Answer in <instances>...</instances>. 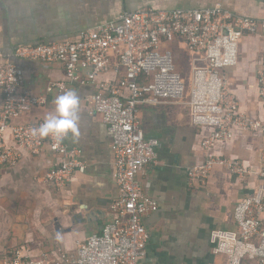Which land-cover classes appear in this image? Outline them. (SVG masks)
<instances>
[{
    "label": "crops",
    "instance_id": "0c3cea01",
    "mask_svg": "<svg viewBox=\"0 0 264 264\" xmlns=\"http://www.w3.org/2000/svg\"><path fill=\"white\" fill-rule=\"evenodd\" d=\"M215 6L264 21V0H0L2 61L18 64L23 69L24 89L46 99L45 105L31 108L14 121L43 122L54 112L55 97L63 93L50 92L49 86L66 84V91L73 90L79 97L78 135L69 134L67 142L80 151L85 165L83 172L77 171L61 188L45 182L47 173L61 164L60 157L47 146L40 156L25 155L16 166L0 169V264L21 247L30 255L47 254L51 259H59L62 251L76 255L79 242L101 232L113 219L111 204L120 194L114 180L111 136L100 117L91 114L90 99L97 93L106 95L121 75L111 70L81 85L70 81L63 66L17 59L15 49L77 40L80 32L115 21L123 11ZM176 53L185 55L190 63L184 43L177 45ZM263 54L264 34L246 33L239 45L238 64L222 71L241 111L256 120H264L258 84ZM78 73L84 76L86 71ZM3 101L0 91V106ZM187 102L140 106L146 137L160 143L157 165L138 176L142 191L159 204L144 219L150 240L141 264H228L225 256L212 252L214 238L219 234L237 237L234 207L264 191L259 176L264 136L242 130L235 131L234 138L219 145L216 152L240 160L251 174L240 179L216 166L205 185L189 184L188 170L203 163L206 156L202 132L191 123ZM6 137L12 144L10 133ZM262 221L264 226V217Z\"/></svg>",
    "mask_w": 264,
    "mask_h": 264
},
{
    "label": "built area",
    "instance_id": "2783aa9c",
    "mask_svg": "<svg viewBox=\"0 0 264 264\" xmlns=\"http://www.w3.org/2000/svg\"><path fill=\"white\" fill-rule=\"evenodd\" d=\"M264 34V21L243 16L221 6L205 9L156 10L140 8L123 11L115 21L79 33L77 40L41 45H20L15 49L24 61L61 65L72 82L87 84L100 74L121 75L107 94L90 99V112L100 117L111 136L110 152L114 180L120 194L112 202L113 219L101 232L78 243L76 255L62 251L59 259L30 255L17 248L2 264H141L147 254L150 233L145 216L158 202L142 191L138 176L157 165L160 143L147 138L139 117L140 106H158L187 100L191 123L202 132L201 147L206 160L188 170L189 184L205 185L214 167L220 166L238 178L251 174L240 160L217 154L221 144L230 142L237 130L264 136V120L245 115L229 90L222 71L239 61V45L246 33ZM184 43L190 56L189 78L177 66L176 48ZM0 50V169L16 166L25 155L40 156L44 147L61 159L49 171L45 182L61 188L83 172L80 151L71 147L68 135L33 136L38 124L14 120L31 108L43 106L44 97L24 89L23 69L3 62ZM258 76L259 97L264 106V54ZM86 71L84 76L78 72ZM64 92L67 85L52 83L48 91ZM124 91L127 94H124ZM11 135L12 144L6 140ZM261 181L264 183V147L261 152ZM264 191L246 197L233 209L238 235L228 239L216 235L212 252L227 258L228 264H264Z\"/></svg>",
    "mask_w": 264,
    "mask_h": 264
},
{
    "label": "clouds",
    "instance_id": "9594fccd",
    "mask_svg": "<svg viewBox=\"0 0 264 264\" xmlns=\"http://www.w3.org/2000/svg\"><path fill=\"white\" fill-rule=\"evenodd\" d=\"M54 112L45 117L38 128L32 129L33 136H55L57 140L69 134L78 135L79 97L73 90H68L55 97Z\"/></svg>",
    "mask_w": 264,
    "mask_h": 264
},
{
    "label": "rangeland",
    "instance_id": "374dc122",
    "mask_svg": "<svg viewBox=\"0 0 264 264\" xmlns=\"http://www.w3.org/2000/svg\"><path fill=\"white\" fill-rule=\"evenodd\" d=\"M185 56V55H184ZM182 54H179L177 56V66L179 68V70L181 71V73H183V75H189L190 73V67L188 64L187 59L184 57Z\"/></svg>",
    "mask_w": 264,
    "mask_h": 264
},
{
    "label": "water",
    "instance_id": "95a60500",
    "mask_svg": "<svg viewBox=\"0 0 264 264\" xmlns=\"http://www.w3.org/2000/svg\"><path fill=\"white\" fill-rule=\"evenodd\" d=\"M13 55H14L17 59H21V58H18V57L16 56L15 51L13 52Z\"/></svg>",
    "mask_w": 264,
    "mask_h": 264
}]
</instances>
